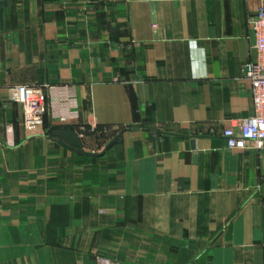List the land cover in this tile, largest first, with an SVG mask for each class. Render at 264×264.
<instances>
[{
	"label": "crops",
	"instance_id": "0c3cea01",
	"mask_svg": "<svg viewBox=\"0 0 264 264\" xmlns=\"http://www.w3.org/2000/svg\"><path fill=\"white\" fill-rule=\"evenodd\" d=\"M6 1L0 264H264V151L221 135L252 112L242 68L259 0ZM17 85L44 86L38 134H25ZM60 128L89 152L107 144L102 128L122 141L83 156ZM163 131L201 137L191 149Z\"/></svg>",
	"mask_w": 264,
	"mask_h": 264
},
{
	"label": "built area",
	"instance_id": "2783aa9c",
	"mask_svg": "<svg viewBox=\"0 0 264 264\" xmlns=\"http://www.w3.org/2000/svg\"><path fill=\"white\" fill-rule=\"evenodd\" d=\"M247 23L251 36L250 59L243 65L242 75L249 84L252 112L246 118L230 120L221 135L229 150L260 152L264 151V0H259L256 9L248 15ZM44 90L41 85L15 87V102L21 108L22 126L26 135L38 134L43 128L48 108ZM72 104V110L66 109L55 115L60 123L70 122L76 116V104ZM94 264L127 263L97 255Z\"/></svg>",
	"mask_w": 264,
	"mask_h": 264
},
{
	"label": "water",
	"instance_id": "95a60500",
	"mask_svg": "<svg viewBox=\"0 0 264 264\" xmlns=\"http://www.w3.org/2000/svg\"><path fill=\"white\" fill-rule=\"evenodd\" d=\"M7 7V1L2 0L0 1V30L3 29V12L4 9ZM137 130V129H133ZM162 135H168L172 137H179V138H186L190 140L191 149H194L195 146V139L201 136H189L182 133H175V132H160ZM53 138L63 147L83 156L89 157H98L106 153L113 145L118 144L122 141V134L118 133L115 135L102 149V151L98 153L85 151L83 149L82 141L79 135L72 129L69 128H60L54 129L51 133Z\"/></svg>",
	"mask_w": 264,
	"mask_h": 264
},
{
	"label": "rangeland",
	"instance_id": "374dc122",
	"mask_svg": "<svg viewBox=\"0 0 264 264\" xmlns=\"http://www.w3.org/2000/svg\"><path fill=\"white\" fill-rule=\"evenodd\" d=\"M116 131L117 129L115 128H112V129H108V128H105V129H100V131L98 132L99 135L102 134L103 135V138H106V141L103 143L102 146H104L106 143H108L116 134Z\"/></svg>",
	"mask_w": 264,
	"mask_h": 264
}]
</instances>
